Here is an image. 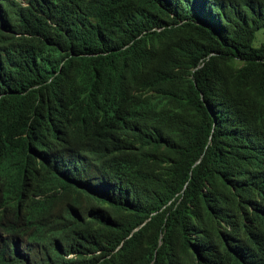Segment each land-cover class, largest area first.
I'll list each match as a JSON object with an SVG mask.
<instances>
[{
    "label": "trees",
    "instance_id": "trees-1",
    "mask_svg": "<svg viewBox=\"0 0 264 264\" xmlns=\"http://www.w3.org/2000/svg\"><path fill=\"white\" fill-rule=\"evenodd\" d=\"M4 4L0 264H264V0Z\"/></svg>",
    "mask_w": 264,
    "mask_h": 264
},
{
    "label": "clouds",
    "instance_id": "clouds-1",
    "mask_svg": "<svg viewBox=\"0 0 264 264\" xmlns=\"http://www.w3.org/2000/svg\"><path fill=\"white\" fill-rule=\"evenodd\" d=\"M31 0H5V4L2 8H7L8 12H9V19H12L14 17V13L19 12V16L21 17V19L23 20L29 10V5H30ZM185 18H182L179 22V24L184 25L185 24ZM196 23V21H195ZM13 26L15 25L14 23L12 24ZM103 137L102 135L100 136V140H102ZM35 152V151H34ZM76 152L80 153L81 155H83V158H78V160L83 164L85 161V158L88 156H92L95 159V155L86 147H82L78 150H76ZM67 160L63 154V156H61V162L60 165L63 169H65L66 171L69 169L68 164H66ZM55 219L51 216L48 220L47 223H54ZM53 239L56 238H52L51 234L46 233L45 229L42 230V236H41V240L43 242H50L53 241Z\"/></svg>",
    "mask_w": 264,
    "mask_h": 264
},
{
    "label": "rangeland",
    "instance_id": "rangeland-1",
    "mask_svg": "<svg viewBox=\"0 0 264 264\" xmlns=\"http://www.w3.org/2000/svg\"><path fill=\"white\" fill-rule=\"evenodd\" d=\"M255 36L256 38L253 45L254 47H258L261 43H264V33L258 31Z\"/></svg>",
    "mask_w": 264,
    "mask_h": 264
}]
</instances>
